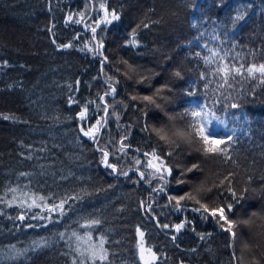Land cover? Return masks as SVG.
Returning <instances> with one entry per match:
<instances>
[{"label":"trees","instance_id":"16d2710c","mask_svg":"<svg viewBox=\"0 0 264 264\" xmlns=\"http://www.w3.org/2000/svg\"><path fill=\"white\" fill-rule=\"evenodd\" d=\"M101 4L119 19L110 15L111 23H101L93 39L86 29L104 15ZM248 4L245 19L233 26L238 9ZM80 13L84 17L77 24ZM101 40L102 55L96 51ZM209 49L227 52L225 62L237 67L264 63V0H0V264H72L74 257L79 264L69 247H75L72 231H91L93 241L103 235L111 264H142L137 226L145 233L144 246L159 257L155 264H264V83L237 76L230 79L231 87L220 88L222 81L212 74L219 57L204 63L212 55ZM111 86L116 93L105 97L107 125L94 142L79 128L103 116L98 94ZM190 91L195 95L188 96ZM69 95L79 103L69 106ZM232 103L241 107H228ZM85 104L88 112L81 121L78 113ZM195 104H207L234 130V135L228 131L235 141L231 160L204 155L195 141H178L181 146L175 148L153 131L163 129L170 138L176 130L186 131L190 118L183 114ZM124 136L129 147L120 152ZM100 148L109 152L116 173L101 162ZM153 151L172 167L164 192L152 190L162 183L158 176L147 183L153 170L144 153ZM135 159L142 163L134 165ZM193 164L199 168L187 171ZM129 169L127 177L119 174ZM229 183L241 197L229 219L250 220L234 229L235 241L220 228L218 217L205 219L202 209L193 211L200 207L195 200L181 201L180 211L168 200L192 193L209 208L226 205L233 202ZM9 188L18 189L11 207L4 202L12 199ZM22 191L44 196L49 206L68 196L77 199L70 201L73 211L66 205L61 216L43 206L20 207ZM149 198L152 213L140 204ZM93 218L102 221L99 227L80 226ZM185 221L176 233L173 226ZM13 245L24 254L10 258Z\"/></svg>","mask_w":264,"mask_h":264},{"label":"snow or ice","instance_id":"6c2138e0","mask_svg":"<svg viewBox=\"0 0 264 264\" xmlns=\"http://www.w3.org/2000/svg\"><path fill=\"white\" fill-rule=\"evenodd\" d=\"M251 4L248 5H242L237 12V15L235 16L233 20V26L239 21H243L246 16V8H250ZM100 8L103 9L104 15L98 20L95 21L94 24L95 26L92 25H87V27L90 28L91 32L93 33V39H95V33L97 28L100 26L101 23L104 24H109L111 23V20H118L119 16L116 14L115 10H112L110 15H111V20L108 19L109 12L107 7L104 4L100 5ZM84 17V13H80V19L75 20V23L79 24L82 22ZM68 20H72V16L68 17ZM147 27L148 25H144ZM51 31V29H49ZM133 37H135L136 33L133 31L132 33ZM218 39V37H216ZM55 42V41H53ZM131 44L135 45L137 41L133 38L130 41ZM103 42L102 40L98 42V46L96 48L97 53H99V50L103 48ZM57 47H71L70 44L68 45H57ZM207 47V45H205ZM91 51V49H89ZM209 51L212 53L211 56L204 57V63L205 64H212L215 62L214 58L219 57L220 63L218 66L215 68L213 71V75L218 76L219 80L222 81V83L219 84L220 88L225 87L227 85L228 87H231L230 79L234 80L237 76H240L244 79L248 78H259L261 80V83H264V63L259 64L258 66L255 63L250 64L245 68V65L241 62L240 65L237 67L234 63H229L225 62V58L228 55L227 52H225L224 55H221L218 51L209 49ZM102 55V53H99ZM197 56H200V53H196ZM239 55V54H237ZM105 61H107V57H103ZM127 63V62H125ZM245 73L247 75H245ZM257 73L259 74V77H257ZM176 76H180V72L175 73ZM201 76H204V73H201ZM109 80H111V77H109ZM118 83V81H117ZM76 84H79V81H76ZM69 88H71V85H69ZM78 90V89H77ZM161 90H157V94H159ZM116 93V88L114 86L110 87V91H106L103 93V95L98 94L99 99L104 102V107H103V116H101L99 119L95 120V123L92 125H88L87 123H82L80 125L79 131L82 133L84 137H88L89 139L93 140L94 142L97 141V134H99L102 130L107 125V116H108V109L110 105L107 103V100L105 97H108L109 95H115ZM188 96H194V92H188ZM133 99H136V97H132ZM145 101H148L149 103H156V100L152 96H144L142 98ZM68 103L69 106H71L72 103H79L69 95L68 97ZM88 103H95L94 101H89ZM215 103H220L219 100H217ZM159 107V105H157ZM228 107L232 109H237L241 107L238 103H232L228 105ZM96 108L99 109L100 105L96 104ZM88 112V105L85 104L83 106V109L78 113V117L81 121L86 120V114ZM115 115V118L119 120V116ZM185 116L189 117V122L187 125V130H176L173 133L174 138H170L166 133L162 134L164 132L163 129H153V131L156 132V134L159 136V138L169 145H173L175 148H180L181 144L180 142L186 143L188 145H191L194 141L197 142L200 145V148H198V151H202L204 155H214V156H220L222 157L225 161H229L232 159L230 155V147L231 143H235L233 140V135H234V130L228 128L227 121L224 119H221L220 116L216 114V111L209 107L207 104H204L202 106H199L197 108H192V109H186L184 114ZM11 117L5 116L4 119H10ZM234 119H238V117H233ZM216 121L220 125L224 126V129L226 131L232 132L233 135H228V136H219L213 133V122ZM127 136L121 137L119 141V149L118 151L124 152V150L129 147V145H125L124 141L127 139ZM180 141V142H178ZM102 152V163L104 164L105 167L110 168L113 173H116L118 171L117 166L115 163H109V152L105 150L104 148L99 149ZM136 151H139V149H136ZM145 156H150L151 159H149L147 163V167L151 168L153 171L150 172L149 179L147 180V183L151 185V178H156L158 176L159 180L162 181L161 185L158 188L152 189L154 192H164L165 185L167 184V179L166 176H170L172 173V167L168 166L164 160L163 157L159 156L156 154L155 151L151 153H144ZM167 156H171L172 152L169 151L166 153ZM31 159V157H28ZM142 163L141 160L135 159L134 165L138 166ZM199 165L198 164H193L191 168L187 169V171L191 172L194 169H198ZM140 179H145V172L141 171L139 167H135L134 169ZM129 171H132V169H129L128 171H120V175H123L127 177L129 175ZM23 176L29 175L28 173H21ZM231 174H229L230 176ZM229 176H225L224 180L228 181ZM249 181H251V177L248 178ZM138 182V181H137ZM224 181H221V186L223 185ZM202 188H198L197 192L202 191ZM209 192L212 191L211 188L207 189ZM228 192L231 194L233 198V202H228L226 205H217L215 207L209 208L207 204H201L200 200L196 198L192 193H188L186 196H168L169 202H174L175 204V210L180 211V206H181V201L183 200H195L197 204L200 205L199 208L193 209V211H201L203 210V213L207 214L205 216V219L208 218V216L211 217H218V220L216 221L219 225L220 228L228 233H230V238L232 241H235L236 239V232L234 229L238 227L239 224H249L250 220H243V221H237L236 219H229V215L231 214L235 203L239 202L240 196L237 194L235 189L231 187V183H229L228 187ZM9 192L13 193L12 199L11 200H5L4 202L11 207L13 201L17 199V196L15 195L18 191L17 188H9ZM246 192L247 189H244ZM77 199L76 196H68L65 198H61L58 203H53L51 206L47 204L46 198L42 195H37L35 193L31 192H21L20 194V207H24L25 205L28 206V208L32 207H41L43 206L46 208L49 212H58L61 216L66 214V208L65 206L68 205L67 211H73L72 206L70 204V201H75ZM43 202V204H38L37 201ZM31 201V203H29ZM140 204L142 207H144V211L146 213H152L153 212V201L151 198L147 202L141 200ZM225 207L228 209V213L225 212ZM256 214L253 213V216ZM33 219L39 218V219H48V217L44 216H33L31 217ZM17 219L23 221L25 219L24 215H20L17 217ZM222 222V223H221ZM102 221L100 219H87L84 221L83 224L80 226L82 228L86 229H93L96 227H99L101 225ZM157 223L159 221L157 220ZM185 223L187 221L182 222V223H177L173 226V229L176 233H179L181 229L185 227ZM28 227H34L33 225L29 224ZM165 229L169 228L168 224H164L162 226ZM138 236H139V242L137 244L138 248V253H139V259L142 262V264H155V262L159 259L157 254L152 251L151 247L145 248L144 246V235L145 233L140 230L139 226H137L136 229ZM61 238L64 237V233H60ZM204 237L201 236V239ZM74 239L75 247L73 248V245L70 243L69 247L72 248V250L78 254L79 258V264H111L109 261V251L105 247L106 244V238L101 235L99 237L98 241H93V236L91 231L85 232L83 235L79 234L76 231H72L71 235L69 237V240L72 241ZM173 241L176 240V236L173 235L171 237ZM35 243V242H34ZM14 255L11 256L10 258H15L16 256L23 255L24 253L22 251H19L16 249L15 245L11 247L10 250ZM72 264H78L77 257H74L72 259Z\"/></svg>","mask_w":264,"mask_h":264},{"label":"rangeland","instance_id":"374dc122","mask_svg":"<svg viewBox=\"0 0 264 264\" xmlns=\"http://www.w3.org/2000/svg\"><path fill=\"white\" fill-rule=\"evenodd\" d=\"M199 106H202V105L201 104H197L196 108L199 107ZM212 128H213V133L216 134V135H221V133L224 134V135H228V131H226L224 129V126L220 125L219 123L213 124Z\"/></svg>","mask_w":264,"mask_h":264}]
</instances>
